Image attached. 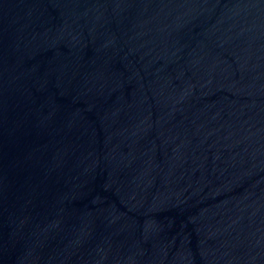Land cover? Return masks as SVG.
<instances>
[{
  "label": "water",
  "instance_id": "obj_1",
  "mask_svg": "<svg viewBox=\"0 0 264 264\" xmlns=\"http://www.w3.org/2000/svg\"><path fill=\"white\" fill-rule=\"evenodd\" d=\"M0 264H264V0H0Z\"/></svg>",
  "mask_w": 264,
  "mask_h": 264
}]
</instances>
